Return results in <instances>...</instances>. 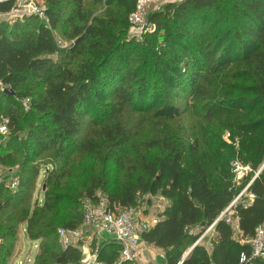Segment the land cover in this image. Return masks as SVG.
<instances>
[{
	"label": "trees",
	"instance_id": "16d2710c",
	"mask_svg": "<svg viewBox=\"0 0 264 264\" xmlns=\"http://www.w3.org/2000/svg\"><path fill=\"white\" fill-rule=\"evenodd\" d=\"M13 5V0H1L0 12ZM135 5L136 0H105L101 13H95L84 0H45L43 19L29 15L0 21V114L7 119L8 142L18 141L16 149L24 150L18 189L0 183V211L20 203L27 181L23 167L32 172L36 158L47 150L53 157H66L91 122L92 108L99 107L105 119L132 110L151 111L162 121L199 108L203 117L225 118L212 130L211 145L197 137L189 141L164 134L147 141L146 153L133 156L125 146L124 128L118 123L105 128L102 147L114 154L112 161L123 176L113 187L100 181L84 190L93 197L101 188L111 207L136 204L138 195L165 197L167 203L142 239L163 249L166 264H239L246 245L224 219H216L250 182L235 204L239 230L249 237L264 225V0L169 1L148 13L154 29L140 41L126 35ZM223 72L236 78L242 73L249 81L232 83L222 95L207 98V84ZM235 89L242 93L233 95ZM79 145L93 148L91 141ZM154 148L159 152L151 153ZM9 156L0 143V163ZM234 160L249 169L240 184L232 172ZM44 196L43 206L24 209L10 223L5 219L0 236L17 233L25 222L28 237L41 240L36 264H80L81 241L64 247L54 241L48 212L54 202L49 191ZM73 205L65 224L70 229L82 220L77 203ZM212 223L207 248L205 236L196 241ZM90 246L104 264H132L117 262L120 246L110 238L94 239ZM13 247V241L5 246L0 240V264Z\"/></svg>",
	"mask_w": 264,
	"mask_h": 264
},
{
	"label": "rangeland",
	"instance_id": "374dc122",
	"mask_svg": "<svg viewBox=\"0 0 264 264\" xmlns=\"http://www.w3.org/2000/svg\"><path fill=\"white\" fill-rule=\"evenodd\" d=\"M31 1L44 10L45 0ZM169 1L178 0H151L146 6L147 15L154 10L162 8L163 4ZM17 3L19 4L18 0H15L14 5L16 6ZM84 5L95 13H101L102 9L105 7V0H84ZM14 7L7 13L0 14V21L11 23L14 19L21 18V16L15 17L19 9L14 10ZM38 17L44 18L39 15ZM153 29L154 25L150 23L146 17V24L143 28L134 29L130 26L126 35L128 39L140 41L145 35L151 33ZM56 39L61 45H65L67 42L62 39L60 35H56ZM241 81L247 83L249 79L242 75V73H239L237 78L231 73L226 72L219 74L217 77L213 76L207 84V98L213 100L218 95H222L224 92L230 90V84ZM231 91L233 95L242 93V90L239 89ZM178 102L182 105L185 103L184 99H179ZM196 103L199 104V102ZM22 105L26 109L28 107V101L23 99ZM203 115V112H201L199 108H195L189 109L178 119L162 121L158 118H154L151 115V111L137 112L128 110L120 115L105 119L99 107L92 108L88 115V117L92 119L91 122L86 124L72 146L67 148L66 157H53L51 150H47L36 158L34 162V167L36 168L33 169L32 172L29 171V166L23 167V176L27 179L26 182L24 181V183H22L24 195L15 209L0 211V225H2L5 219L10 223V217L15 219L24 209H28L29 212H32L34 209L43 206L44 193L47 190L49 191L50 198L54 202L51 210L48 211L51 214L50 219L54 223L52 237L58 245L64 247L59 239L58 229L66 228L65 224L71 218L70 216L74 206L73 203L76 202L78 210L83 213V211L92 206L97 199L106 198V194L101 188L95 190L93 197L87 196V192L84 190L85 187L89 186L91 183H100V181H104L108 186L113 187L114 181L119 180L124 173L121 168L113 163L112 158L114 154H110L109 152L106 153L105 149L102 147L105 136L101 131L114 124H120L128 137L125 144L128 153L137 156L138 154L146 153L148 140L158 139L164 134L170 135L178 140L186 139L192 141L194 137H197L201 144L212 143L210 139L212 130L218 126L219 121L225 118L224 115H221L209 119L203 117ZM251 115L255 114L252 113ZM4 118L5 116L0 114V125L3 123ZM7 133V130H0V143L4 145L6 150L10 151L9 158H7L4 163H0V183L11 190H16L20 184L19 180L22 171L21 161L23 160L24 150L16 149L19 146L18 141L8 142L10 139L6 138ZM223 139L230 142L227 134L223 136ZM82 141L84 143L91 141L93 148L89 150L82 149L79 145ZM158 150L159 149L156 148L150 149L151 153L156 151L159 152ZM248 170L249 169H247V172ZM236 181L237 184L242 182L240 179ZM13 183H16V185L12 186ZM166 200L167 199L160 194L153 196L148 194L142 196L138 195L136 204L146 214L149 210L152 212L159 211L161 207H164L165 203H167ZM3 225L2 228H0V233L3 230ZM25 226V222H21L17 233L0 236V240L5 243V246L9 245L11 241H13L14 244L13 250L7 257L5 264H36L35 255L40 251L41 240L30 239L25 231ZM77 227H80V224ZM212 234V231H204L200 239L205 236L203 241L209 245V239ZM102 237L109 238L106 233H103ZM97 242L98 241H96V243ZM81 253L83 256V250H81ZM116 258L118 263L122 262L119 252ZM101 263L104 264L103 262ZM1 264H4V261H2Z\"/></svg>",
	"mask_w": 264,
	"mask_h": 264
},
{
	"label": "built area",
	"instance_id": "2783aa9c",
	"mask_svg": "<svg viewBox=\"0 0 264 264\" xmlns=\"http://www.w3.org/2000/svg\"><path fill=\"white\" fill-rule=\"evenodd\" d=\"M13 1L15 4V0ZM150 1L151 0H136L135 8L128 15V21L132 28L140 29L146 24V6ZM18 2L19 4L17 3L16 6L13 5V7L15 6L14 10L19 9L15 17L34 14L44 17L43 8L33 1L18 0ZM4 13L7 12H0V14ZM2 88L4 90L6 87L2 86ZM6 122L7 119L4 118L3 123L0 125L1 131L7 130L5 125ZM231 166L232 172L235 175V180L241 179L248 169L247 166L241 165L237 160L232 161ZM249 184L250 182L245 185L223 209L216 220L220 218L224 219L225 222L231 226L235 235L237 234L235 238L246 245L247 249L239 254V264H264V225L256 226L252 236H242L238 226L237 212L235 210L236 202L242 194L247 191ZM14 185H16V183L12 184V186ZM247 195L251 199L254 197V194L251 192H247ZM214 223H212L205 232L209 231L214 226ZM152 225L153 222H150L145 217L143 210H141L137 204L127 206L117 204L111 207L106 198H101L97 199L92 206L83 211L80 227L72 229L60 228L58 229V236L63 246L75 244L80 241L82 242L81 250H83V257L80 264H102L98 261L95 251L98 245H95V250L93 251L90 243L94 239L95 241L102 239L103 233H106L107 237L119 244V254L122 261H129L132 264H141V257L147 246V242L142 239V234L149 230Z\"/></svg>",
	"mask_w": 264,
	"mask_h": 264
},
{
	"label": "crops",
	"instance_id": "0c3cea01",
	"mask_svg": "<svg viewBox=\"0 0 264 264\" xmlns=\"http://www.w3.org/2000/svg\"><path fill=\"white\" fill-rule=\"evenodd\" d=\"M167 201V200H166ZM162 209V207H161ZM161 209L159 211H151L149 210L148 213H144L145 217L150 221L153 222V224L155 223V221L158 219V213L161 211ZM214 232L213 227L209 230ZM233 231V230H232ZM235 232L233 231V236L235 237L236 235H234ZM200 238L198 239L197 242H200ZM205 244V246L208 248L209 245L205 242H203ZM141 264H166V260H165V253L163 251V249L158 248L152 244L147 243V246L145 248V250L143 251L142 257H141Z\"/></svg>",
	"mask_w": 264,
	"mask_h": 264
},
{
	"label": "water",
	"instance_id": "95a60500",
	"mask_svg": "<svg viewBox=\"0 0 264 264\" xmlns=\"http://www.w3.org/2000/svg\"><path fill=\"white\" fill-rule=\"evenodd\" d=\"M4 93H6V94H9V95H14V91L12 90V89H10V87H6L4 90ZM264 166V163L262 164V166H261V168ZM189 251H187L186 253H185V255H184V257L186 256V254L188 253ZM183 257V258H184ZM181 261H182V259H181ZM180 263V262H179Z\"/></svg>",
	"mask_w": 264,
	"mask_h": 264
}]
</instances>
